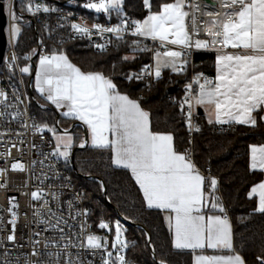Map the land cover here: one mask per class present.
Returning <instances> with one entry per match:
<instances>
[{
  "label": "snow or ice",
  "instance_id": "1",
  "mask_svg": "<svg viewBox=\"0 0 264 264\" xmlns=\"http://www.w3.org/2000/svg\"><path fill=\"white\" fill-rule=\"evenodd\" d=\"M122 3L123 0H96V2L89 0L84 7L107 13L113 9L119 11ZM143 5L148 9L149 14L142 21H132L131 34L159 41L161 47L166 50L155 53L154 71H149L146 66L140 75H129L127 79H142L145 74L154 75L159 79L162 68H171L174 72L183 71L187 61L183 60L177 64V60L186 53L169 49L168 45L180 46L181 49H189L193 43L197 49L220 45L216 48L221 54L216 57L215 79L204 78V82L200 83L198 77L195 81L199 84L197 95H189L181 105L182 110L184 105L188 107L189 128H192L191 116L194 105L206 107L209 116H215L216 123L234 122L256 126L255 113L258 110L264 111V0H210L206 8L215 5L224 11L223 13L206 11L208 19L204 24L213 39L211 41L197 39L194 42L193 34L199 33L196 15L200 11L199 4H191L190 0H173L161 4L157 11H152L151 0H143ZM186 8H191L192 11ZM26 10L35 14L40 10V6L33 7L29 3ZM43 11L48 12L49 9L44 7ZM10 15L13 20L10 32L15 39L21 31L17 23L20 16L11 8ZM71 27L82 35L90 36L92 29H95L100 33L116 34L118 39H122L121 33L127 30L128 21L124 20L121 25L115 27L93 24L89 28L83 23H73ZM214 29L218 30L214 31ZM96 47L103 50L105 46L97 44ZM228 48L238 51H225ZM145 50L146 48L140 49V51ZM128 59L130 57H124V60ZM20 71L29 73L30 69L23 67ZM188 87L190 89L191 85ZM36 89L57 109H66L62 112L63 116L73 117L87 125L93 147L111 149L112 163L131 171L149 208L154 207L171 213L166 219L170 230L173 231L174 248L190 249L193 252L206 248L229 251L233 249L232 228L227 215L205 216L202 213V209L207 206L204 191L205 177L200 174L187 150L183 153L176 150L171 133L152 131L149 113L141 108L138 101L122 94L110 77L102 72L82 71L64 54L53 53L51 56L40 57L36 72ZM0 96L7 99L3 92H0ZM209 123H213L211 118ZM48 131L53 133L57 141L56 152L53 154L67 159L68 150L73 143L72 136L68 135L67 131L64 135H57L55 128H48ZM196 131L199 129L197 128ZM86 143L87 141H82L80 147H85ZM12 168L23 170V165L13 164ZM250 168L264 172V146L251 147ZM209 184L215 191L217 180L211 178ZM42 195V192H33L32 199L39 200ZM254 196L258 197L255 211L264 213V182L252 187L249 198ZM212 200L213 209H219L221 213L225 212L224 207L218 202V197L213 196ZM12 206L16 207L15 204ZM12 217L9 223L13 225V234L8 236V240L14 242L15 212H12ZM60 222L57 218V224L51 227L57 228ZM41 223L45 221L42 220ZM99 227L107 229L109 224L101 221ZM60 231L62 232L63 229ZM115 234L112 247L127 248V243L121 240L122 227L119 221L115 225ZM86 241V245L81 244L80 247L86 246L89 249L107 247V242L102 243L101 238L95 235H88ZM34 243L39 244V241ZM50 246L45 244V248ZM70 246L76 245L66 243L64 250ZM31 254L40 255L35 249ZM68 255L66 264H74L70 254ZM107 257L103 260V264H115L110 260L112 252H107ZM258 259L264 264V258ZM116 261L119 264H127L123 255H117ZM161 264L164 262L162 261ZM194 264H244V261L238 254L196 255Z\"/></svg>",
  "mask_w": 264,
  "mask_h": 264
},
{
  "label": "trees",
  "instance_id": "2",
  "mask_svg": "<svg viewBox=\"0 0 264 264\" xmlns=\"http://www.w3.org/2000/svg\"><path fill=\"white\" fill-rule=\"evenodd\" d=\"M62 2L54 1L59 7L63 6ZM84 2L89 0L73 1L64 6L94 16V12L82 7ZM165 2L173 0H151L152 11L159 10ZM115 13L132 15L138 20L149 14L143 0H123L122 9L109 11L108 16L111 18ZM56 23V16H48L36 24V29L24 27L20 31L16 47L21 62L26 63L24 55L37 45L39 34L50 53L66 54L84 71L102 72L116 83L118 90L137 99L149 113L152 131L171 132L177 151L187 150L199 167L218 178L219 187L216 185L211 196L218 197V202L227 207L233 225L235 250L244 257L246 264H261L258 258H264V213L255 211L257 199L249 198V191L263 178V173L251 170L249 149L252 144H264L262 111L255 113L257 124L254 127L241 124L218 125L207 122L203 115H199L200 130L190 140L189 128L182 118L183 110L176 102L181 94V86L175 92L166 94V89L173 84L169 76H179L184 81L186 74L164 70L156 85L151 90H145L142 80H129L127 77L139 75L148 64L149 47L146 41L115 37L111 39L110 49L96 50L87 47L82 41L63 37ZM142 48L146 50L140 51ZM125 56L130 59L124 60ZM195 63L197 70L214 74L213 53L197 52ZM32 71L33 65L28 78ZM31 91L33 98L37 99L33 87ZM31 109L45 126L54 127L57 119L64 122L54 107L42 108L33 102ZM220 128L223 131H219ZM80 143V134L76 133L70 153L73 180L84 193L85 204L93 221L107 219L114 225V220L118 219L123 225L128 245L125 252L128 264H161L162 261L164 264H192V251L174 248L172 233L165 223L163 212L146 205L131 172L112 163L111 149L90 145L78 148ZM210 179L206 177L207 190L211 188Z\"/></svg>",
  "mask_w": 264,
  "mask_h": 264
},
{
  "label": "built area",
  "instance_id": "3",
  "mask_svg": "<svg viewBox=\"0 0 264 264\" xmlns=\"http://www.w3.org/2000/svg\"><path fill=\"white\" fill-rule=\"evenodd\" d=\"M54 1L3 0L6 14L5 32L7 43L0 62V92L5 93L7 99L5 100L4 97L0 96V264H66L69 258L68 254H70L74 264H103V260L107 258V252H111L113 249L112 244L115 233V227L110 220L93 221L90 218L84 193L76 186L72 177L71 154L67 159L53 154L55 151L50 136L45 130V125L40 122L31 109V103L33 102L42 108L46 106L33 98L30 92V88L32 89V85H29L30 78H28L30 71L29 73H22L20 69L26 66L30 69L33 60L40 59L42 55L51 56L52 53L48 51L47 44L37 34V45L30 53L24 55L27 60L26 63L21 62V56L16 47L19 36L13 39L10 32L13 24L10 8L20 16L17 23L21 30L24 27H35L36 29L38 22H42L48 16H56V25L62 32L63 37L82 41L87 47H93L96 50H101L96 47L97 44L104 45L103 50L110 49L111 39L117 37L116 34L100 33L95 29H92L90 36L78 34L71 27L73 23H83L89 28L93 24H99L102 27H115L121 25L122 21L127 20L128 28L121 33V36L146 41L149 47V62L146 66L149 71H154L155 53L165 51L159 41L131 34L133 30L132 21L138 20L132 15L115 13L110 18L108 16L109 12H96L94 9L86 8L94 12L95 15L91 17L76 9L64 6L79 0H63V6L60 7ZM29 3L33 7L39 5L40 10L36 11L35 14L28 12L26 9ZM86 3L88 2H84L82 7ZM190 3L199 4L200 6V11L196 14L199 33L198 35L193 34V42L197 39L211 41L213 37L208 34L207 26L204 24V21L208 19L206 11L212 10L215 12L217 10L223 13L224 9L215 5L206 8V4L209 3L205 0H190ZM44 7H47L49 11L44 12ZM186 10L192 11L191 8H186ZM216 30L218 29H214V31ZM189 31L191 32V25H189ZM168 46L186 53L182 61L186 60L187 63L184 70L180 71V73L186 74L185 80L182 81L179 76H169V81L173 84L176 79H179L178 87L181 86V94L176 102L181 106L186 97L197 95L199 84L195 81L198 77L200 83L204 82V78L215 79L214 74L197 70L195 54L197 52L217 54L219 52L216 48H219L220 45L201 49H197L194 43L189 49H181L180 46L176 45ZM140 80H142V86L145 90H151L157 83V78L154 75L145 74ZM189 85H191L190 89ZM187 112L188 107L184 105L182 118L189 128ZM198 116V105H194L191 116L192 128H189L190 140H193L194 135L198 132L196 129L200 130ZM55 127L64 131L70 129L64 127L59 119L56 120ZM219 131H223V129L220 128ZM190 151L192 154V147ZM13 164L23 165V170H13ZM195 166L205 177L215 178L219 187L217 177L207 173L196 163ZM33 192H42L41 199L33 200ZM45 201H47V204H45ZM13 204L16 207H13ZM224 208V215H227L230 220L227 207L224 206ZM12 212L16 213L14 242L8 240V236L13 234V225L9 223L13 219ZM37 213L40 214L37 215ZM57 218L61 222L57 228H52L53 224H57ZM42 220L45 223H41ZM101 221L109 224V228H100ZM60 229H63V231L61 232ZM37 233L39 235H36ZM88 235L100 237L102 243L107 242V247L100 249L80 247L81 244L86 245ZM61 237H64V239H61ZM37 240L39 244L34 243ZM66 243L76 246H70L64 250ZM45 244L51 246L45 248ZM34 249L40 253L39 256L31 254ZM49 253L52 255L49 256ZM58 253L59 255H57ZM110 259H113V255Z\"/></svg>",
  "mask_w": 264,
  "mask_h": 264
},
{
  "label": "crops",
  "instance_id": "4",
  "mask_svg": "<svg viewBox=\"0 0 264 264\" xmlns=\"http://www.w3.org/2000/svg\"><path fill=\"white\" fill-rule=\"evenodd\" d=\"M200 40H205V41H207L206 39H200ZM167 47H171V48H175V47H172V46H167ZM177 49V48H176ZM179 50V49H178ZM225 51H227V52H235V51H238V50H236V49H232V48H228V49H225ZM53 54V53H52ZM55 54H61V53H55ZM62 54H64V53H62ZM219 54H221V53H217V54H214L215 55V70H214V78H215V76H216V74H217V68H216V57H217V55H219ZM65 56H67L66 54H64ZM67 58H68V56H67ZM69 59V58H68ZM39 60L40 59H38V60H36L35 61V67H33V71H32V74L31 75H33V77H32V87H33V89H34V91H35V94H36V97H37V99H38V101L40 102V103H42V104H44L46 107L47 106H50V107H54L56 110H57V112L59 113V115L61 116V118L62 119H64V122L63 123H61V120H59L60 121V123L61 124H63V126L64 127H66V128H72L70 131H72L73 130V128H77L76 129V131L74 130V135L77 133V134H80V139H81V142L82 141H87V143H86V145H90V146H92L91 145V136H90V132H89V130H88V128H87V125L86 124H84L82 121H80V120H77V119H75V118H73V117H65V116H63L62 115V112L63 111H65L66 109H57L56 108V106L55 105H53L50 101H48L44 96H42L38 91H37V89H36V72H37V70H38V67H39ZM69 61L71 62V63H73L74 65H76L74 62H72L70 59H69ZM77 67H79L78 65H76ZM80 68V67H79ZM82 70V69H81ZM82 71H84V70H82ZM85 72H89V71H85ZM93 72H99V71H93ZM113 81V80H112ZM114 82V81H113ZM115 83V82H114ZM116 84V83H115ZM120 91V90H119ZM198 91H199V89H198ZM198 91H197V93H198ZM122 94H126V95H128L131 99H133V100H136V101H138L137 99H135V98H133V97H131L129 94H127V93H125V92H122V91H120ZM139 102V101H138ZM140 104V103H139ZM140 106H141V104H140ZM198 107L199 108H201L202 110H203V117H204V119L207 121V122H209V119L211 118L212 120H213V123H216L215 122V116L213 115V116H209V110L206 108V107H204V106H200V105H198ZM141 108L143 109V107L141 106ZM144 110V109H143ZM145 111V110H144ZM262 117H264V111H262ZM225 119H226V117H224ZM149 119H150V117H149ZM264 120V119H263ZM150 124H151V122H150ZM216 124H218V125H228V124H236V123H234V122H230V123H226V124H219V123H216ZM161 133H171V132H161ZM85 134V135H84ZM172 134V133H171ZM173 135V134H172ZM81 144V143H80ZM80 144H79V146H80ZM252 146H256V147H261V146H264V144H260V145H258V144H252L251 146H250V149H249V166H250V162H251V147ZM179 152V151H178ZM181 153H183V152H181ZM191 160H192V162L194 163V161H193V159L191 158ZM195 164V163H194ZM116 166V165H115ZM122 168V167H121ZM197 168V167H196ZM198 169V168H197ZM129 170V169H128ZM199 170V169H198ZM130 171V170H129ZM260 171V170H259ZM131 172V171H130ZM200 172V174L201 175H203L204 177H205V175L201 172V171H199ZM262 172V171H261ZM263 173V178L259 181V182H257L256 184H254L252 187H254L255 185H257V184H259V183H261V182H264V172H262ZM135 180V179H134ZM205 183H206V177H205ZM138 185V184H137ZM139 186V185H138ZM252 187H251V189H252ZM140 188V187H139ZM251 189H250V191H251ZM204 191H205V195H206V197H207V206H205L203 209H202V213L205 215V216H208V215H220V216H224V212L223 213H221L220 211H219V209H213L212 207H211V203L213 202V200H212V196H211V192L213 191L211 188L209 189V190H207L206 189V185L204 186ZM249 191V192H250ZM142 192V191H141ZM142 194H143V192H142ZM144 197V196H143ZM255 197V196H254ZM256 199H257V203H258V197H255ZM145 203H146V205H147V202L145 201ZM154 208V207H153ZM155 209H157V208H155ZM225 209V208H224ZM160 210V209H159ZM162 212H163V217H164V220H165V223H166V225L168 226V228H169V224H168V221H167V219H166V217L168 216V215H170L171 213H169L168 211H165V210H161ZM174 215V214H173ZM229 220V219H228ZM229 223H230V225H231V228H232V232H233V225H232V221H231V219L229 220ZM170 229V228H169ZM171 233H172V242H173V231L171 230ZM232 243H233V234H232ZM185 250H190V249H185ZM190 251H192V250H190ZM240 255L241 256V258H242V260L244 261V264H246V261H245V259H244V257L239 253V252H237L236 250H235V248H234V244H233V249L231 250V251H229L228 249H204V250H196L195 252H193L192 251V264H194V257L196 256V255Z\"/></svg>",
  "mask_w": 264,
  "mask_h": 264
},
{
  "label": "rangeland",
  "instance_id": "5",
  "mask_svg": "<svg viewBox=\"0 0 264 264\" xmlns=\"http://www.w3.org/2000/svg\"><path fill=\"white\" fill-rule=\"evenodd\" d=\"M94 2H95V1H94ZM121 9H122V5H121ZM113 10H114V9H113ZM110 11H111V10H110ZM145 18H146V17H144L143 19H145ZM143 19H141V21H142ZM19 27H20V26H19ZM20 29H21V27H20ZM167 48L172 49V50H175V51H180V50H178V49H176V48H171V47H167ZM165 50H166V49H165ZM182 58H183V57H181L180 59L177 60V64H179V63L182 62ZM153 66H154V68H155V57H154V60H153ZM26 67H27V66H26ZM164 70H169V71H171V72H174V71H172L171 68H162V69H161V76H162ZM175 73H178V72H175ZM62 125H63V124H62ZM48 128H55V129H56V134H57V135H64V134H65V131H64V130H60V129H58V128H56L55 126H54V127H49V126L45 127V130L48 132V134H49V136H50L53 150L56 152L57 141H56V139H55L53 133L48 131ZM66 131H67V134H68V135H71L72 138H73L72 146H71V148L68 150V151H69V154H70L71 151H72L73 145H74L75 135H74V131H69V130H66ZM84 135H85V134H84ZM63 150H64V149H63V147L61 146V151H63ZM57 155H58V154H57ZM58 156H59V155H58ZM117 221H119V220H118V219H115V220H114V226L116 225V222H117ZM119 223H120V225H121V227H122V236H121V240H122L123 242H126V235H125V233H124V227H123V225L121 224L120 221H119ZM115 238H116V234L114 233V240H113V243L115 242ZM126 243H127V242H126ZM111 252H112V255H113V259H110V260H111V261H114L115 264H119V262L116 261V257H117V255H123V256L125 257V259H126L127 264H128V261H127V258H126V254H125V252H126V248L121 249L120 246H117V248H113ZM107 258H108V257H107Z\"/></svg>",
  "mask_w": 264,
  "mask_h": 264
},
{
  "label": "water",
  "instance_id": "6",
  "mask_svg": "<svg viewBox=\"0 0 264 264\" xmlns=\"http://www.w3.org/2000/svg\"><path fill=\"white\" fill-rule=\"evenodd\" d=\"M205 1L210 3V0H205ZM5 25H6V14H5V10H4V2H3V0H0V62L2 61L4 51L6 48V43H7ZM32 65H33V67H35V61L34 60H33ZM32 77H33V75H31L30 79H29V85L30 86L32 85ZM178 83H179V79H176L175 83L166 89V94L175 92L178 89ZM31 90L32 89L30 88V92L32 93ZM198 114L199 115L203 114V110L199 107H198ZM71 129L72 128H70L69 131ZM78 148H81V147L78 146ZM104 193H105V191H104Z\"/></svg>",
  "mask_w": 264,
  "mask_h": 264
},
{
  "label": "bare ground",
  "instance_id": "7",
  "mask_svg": "<svg viewBox=\"0 0 264 264\" xmlns=\"http://www.w3.org/2000/svg\"><path fill=\"white\" fill-rule=\"evenodd\" d=\"M215 12H218L217 10Z\"/></svg>",
  "mask_w": 264,
  "mask_h": 264
}]
</instances>
